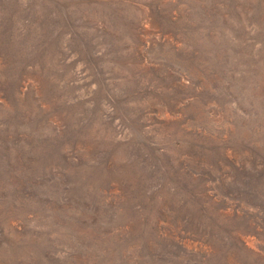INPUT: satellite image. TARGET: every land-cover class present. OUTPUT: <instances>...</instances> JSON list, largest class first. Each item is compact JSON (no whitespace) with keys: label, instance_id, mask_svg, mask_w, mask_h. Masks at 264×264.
<instances>
[{"label":"rangeland","instance_id":"1","mask_svg":"<svg viewBox=\"0 0 264 264\" xmlns=\"http://www.w3.org/2000/svg\"><path fill=\"white\" fill-rule=\"evenodd\" d=\"M0 264H264V0H0Z\"/></svg>","mask_w":264,"mask_h":264}]
</instances>
